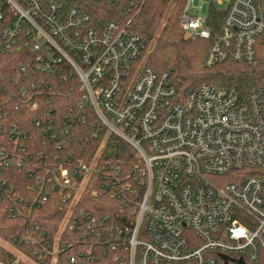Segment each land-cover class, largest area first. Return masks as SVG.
<instances>
[{"label":"built area","instance_id":"built-area-1","mask_svg":"<svg viewBox=\"0 0 264 264\" xmlns=\"http://www.w3.org/2000/svg\"><path fill=\"white\" fill-rule=\"evenodd\" d=\"M146 2L0 0V22H8L1 51L19 47L25 36L38 69L68 67L97 122L137 158L127 178L116 169L100 181L127 209V222L106 239L95 217L68 211L70 229L83 232L72 241L89 246L77 254L101 243L117 264H264V80L243 95L208 82L183 91L168 72H156L147 60L141 65L147 42L134 27ZM211 4L192 15L199 0H186L180 20L187 37L211 39L205 64L252 62L264 44V0H228L216 32ZM28 104L38 106L31 98ZM66 163L47 167L37 183L51 176L75 203L100 171L96 161ZM38 186L30 206L48 198ZM60 244L67 246H42V260L58 264Z\"/></svg>","mask_w":264,"mask_h":264},{"label":"trees","instance_id":"trees-1","mask_svg":"<svg viewBox=\"0 0 264 264\" xmlns=\"http://www.w3.org/2000/svg\"><path fill=\"white\" fill-rule=\"evenodd\" d=\"M185 3L147 0L134 27L147 42V63L158 73L168 72L183 91L208 82L234 88L243 95L259 85L264 80V44L258 45L250 63L229 59L207 66L205 56L211 39L185 37L180 25ZM3 9L0 6V12ZM222 17L223 12L211 4L214 32ZM7 24L0 22V264H51L50 256L42 260L40 252L42 246L54 248L56 242L67 244L58 247V264H117L113 251L101 243L88 255L79 256L77 252H87L89 246L72 241L83 232L72 231L66 217L71 207L76 212L84 210L96 218L104 239L109 229L124 225L128 219L123 201L100 181L116 169L127 178L137 161L134 149L97 122L92 107L83 103L81 83L68 67L38 69L37 54L31 44H25V36L19 47L2 52L1 32ZM30 98L37 101V108L29 106ZM46 115L50 116L48 122ZM68 158L72 167L80 161H96L100 175L91 177L75 203L49 176L39 183L47 200L38 206L28 205L38 196L33 188L39 187L37 180L45 177V169L66 163ZM70 255H76L75 262H70Z\"/></svg>","mask_w":264,"mask_h":264},{"label":"rangeland","instance_id":"rangeland-1","mask_svg":"<svg viewBox=\"0 0 264 264\" xmlns=\"http://www.w3.org/2000/svg\"><path fill=\"white\" fill-rule=\"evenodd\" d=\"M219 1H220V2H219ZM212 2L214 3L215 7H216L219 11H222V12H224V10H225V8H226V6H227V4H228V0H199V5H198V6L193 5V7H192L190 13H191L192 15H197V14H199V13L202 11V10H201V7H202V5H203L204 3H209V4H211ZM185 37H187V36L185 35ZM187 38H189V37H187ZM146 58H147V56L144 57V59H143L141 65L145 62Z\"/></svg>","mask_w":264,"mask_h":264},{"label":"water","instance_id":"water-1","mask_svg":"<svg viewBox=\"0 0 264 264\" xmlns=\"http://www.w3.org/2000/svg\"><path fill=\"white\" fill-rule=\"evenodd\" d=\"M237 264H245V263L242 260H239V262Z\"/></svg>","mask_w":264,"mask_h":264}]
</instances>
